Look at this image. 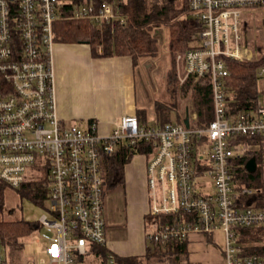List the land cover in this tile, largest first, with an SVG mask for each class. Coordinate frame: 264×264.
<instances>
[{
  "label": "built area",
  "instance_id": "2783aa9c",
  "mask_svg": "<svg viewBox=\"0 0 264 264\" xmlns=\"http://www.w3.org/2000/svg\"><path fill=\"white\" fill-rule=\"evenodd\" d=\"M189 16L202 28L196 42L177 54L180 82L192 77L211 85L213 117L193 127L142 121L123 116L107 135L65 123L57 114L51 63L54 25L81 19L101 26L117 16L111 1L0 0V180L19 187L29 168L47 169L46 212L36 220L41 261L29 264H81L97 247H106L105 193L101 158L138 141L152 144L146 157L148 213L186 211L192 220L152 225L154 241H189L192 234L222 233L223 264H264V255L241 254L238 227L264 226V209L256 203L240 206L237 197L252 190L237 188L232 161L248 150L238 135H258L264 141V98L256 109L231 114L227 110L226 58L251 61L258 48L245 35V15L264 7V0H187ZM264 79V64L257 70ZM185 116V114H184ZM183 116V118H184ZM254 144L253 147H257ZM211 187L212 192L205 190ZM47 232L41 233V229ZM0 237V264H7ZM105 264H117L106 252ZM99 256V255H98Z\"/></svg>",
  "mask_w": 264,
  "mask_h": 264
},
{
  "label": "trees",
  "instance_id": "16d2710c",
  "mask_svg": "<svg viewBox=\"0 0 264 264\" xmlns=\"http://www.w3.org/2000/svg\"><path fill=\"white\" fill-rule=\"evenodd\" d=\"M103 0H95L100 3ZM114 5L117 16L102 23L101 26L88 23L81 19H64L55 22L54 40L67 42H86L90 45L94 55H128L134 66L139 62L156 58L160 55L158 39L153 31L156 28H165L167 33L166 49L169 57V67L165 73V100H155L153 109L158 123L173 122L169 119L170 112L174 111L178 123H182L186 101H192L196 112L193 127H202L208 124L213 117L211 85L206 79L194 81L192 77L179 83L176 72L175 57L184 52L196 42L197 33L202 28L201 22L189 16L187 0H107ZM258 58L251 61H237L226 58L229 74L226 78L227 110L231 114L248 112L259 105L257 70L264 64V49L257 46ZM187 107H185L186 110ZM185 112V111H184ZM185 114V113H184ZM137 117L146 120L144 110L139 109ZM235 141L244 144L248 150L242 152L232 161L233 181L237 188H249L250 193H243L237 197L240 206L256 203L264 209V141L258 135H238ZM257 144V147H253ZM153 145L138 141L137 145L122 146L111 154H104L101 158V169L104 184V193L114 189L124 182L125 165L137 154L147 155ZM254 158L256 167L250 171L246 162ZM32 183V187H31ZM7 183L0 180V208L4 203V190ZM29 187L30 189H27ZM20 191L36 203H43L47 196V189L41 181H30L27 178L19 186ZM27 189V190H26ZM26 191V192H25ZM151 214L146 213L144 217ZM150 224L155 226L165 223L192 220L193 214L186 211L174 213H158L151 215ZM146 219V218H145ZM38 228L36 220H0V237L2 244L14 245L20 239L33 233ZM238 242L241 254H264V246L260 240L264 236V226L238 227ZM149 245L142 255L118 256L117 264H175L187 256V240H167L162 243L146 236ZM207 239L212 242L208 235ZM101 255V263L105 264V247L95 248ZM185 260V259H184ZM183 264H198L185 261Z\"/></svg>",
  "mask_w": 264,
  "mask_h": 264
},
{
  "label": "crops",
  "instance_id": "0c3cea01",
  "mask_svg": "<svg viewBox=\"0 0 264 264\" xmlns=\"http://www.w3.org/2000/svg\"><path fill=\"white\" fill-rule=\"evenodd\" d=\"M51 63L56 110L65 123L73 122L87 127L93 121L97 133L107 135L123 116H137L139 109L144 110L149 105L144 97L139 96L137 67L128 55H94L86 42L62 40L53 44ZM147 117L146 113L148 121ZM152 118L156 121L155 116ZM139 155L143 158V166H138V173L135 172V167L127 170L131 160L124 168L129 210L118 207L121 212L124 210V213L117 218L108 207L107 198L105 199V248L118 256L142 255L146 250L144 214L148 212L150 205L146 174L147 155L137 154ZM120 223L126 225L124 229L128 230L125 235L129 239L123 240L126 241L124 243L128 242L127 244L120 243V239L111 238L112 230L115 231V227ZM217 233L222 241V233ZM201 241L210 244L201 234H192L186 245L187 251L193 252L196 244ZM260 243L264 246V238ZM87 256H95L102 264V257L96 250ZM86 257L82 259L81 264L85 262ZM219 259L222 260L221 251Z\"/></svg>",
  "mask_w": 264,
  "mask_h": 264
},
{
  "label": "rangeland",
  "instance_id": "374dc122",
  "mask_svg": "<svg viewBox=\"0 0 264 264\" xmlns=\"http://www.w3.org/2000/svg\"><path fill=\"white\" fill-rule=\"evenodd\" d=\"M245 23L246 26L244 28L245 35L251 46H262L264 49V7L257 8L254 10H250L245 15ZM154 35L158 39V44L160 48V55L156 58H148L138 63L137 67V81L139 87V96H142L149 102L148 106H146L145 114L147 113L148 122L151 123L154 119L155 112L153 109V104L155 100H165L164 98V87H165V76L167 69L169 67V57L166 49L167 42V33L165 28H156L153 31ZM175 65L176 72H181V64L177 60V55L175 57ZM179 76V75H178ZM179 79V77H178ZM179 83L180 79H179ZM258 84V93L259 99L262 100L264 98V79L260 78L257 82ZM185 107H188L189 111H195L193 108L192 101H186ZM184 107V111H185ZM183 111V115L184 112ZM149 112V114H148ZM169 119L172 121H176L174 111L170 112ZM264 164V159H263ZM143 166V158L142 156L135 155L132 157L129 162V166H127V170L130 167H135V172L138 173L139 167ZM264 169V168H263ZM26 178L30 181H41L42 185L47 188V169L42 167L38 169L36 166H31L28 170ZM32 187V183H31ZM27 189H30L27 187ZM26 189V190H27ZM206 192H211V187H208ZM26 192V191H25ZM4 203L0 208V220H14V219H24V220H37L40 215L46 212L45 204L46 201L39 204L35 201H32L28 196L24 195L19 187H11L6 186L4 190ZM107 193V194H106ZM105 199L107 198L108 207H110L111 211L114 212L117 218L123 216L124 210L121 212L120 208H124L129 210V196L127 184L123 182L119 186L114 189L107 190ZM116 207V208H114ZM122 208V209H123ZM148 213V212H147ZM152 215V214H151ZM144 217V229L145 233L152 230V226L150 224V220L152 216ZM146 218V219H145ZM108 222V221H107ZM126 225L118 224L115 227V231L112 230L113 239L121 240L120 243L126 242L129 237L125 235L127 229H124ZM112 229V227L110 228ZM41 233L47 232L46 229H41ZM32 234V233H31ZM31 234L20 239V243L14 245H2V252L7 261V264H28V260L41 261L43 258L42 253L40 251V244L36 240V236H32ZM205 239L208 237L205 234H201ZM146 237V236H145ZM264 236H262V239ZM126 240V241H123ZM208 240V239H207ZM212 242L208 240L210 244L205 243L204 241L196 244L195 250L193 252L187 251V256H182V259L176 262L175 264H183L185 261H190L198 264H223L219 259V252L221 250V237L216 232L212 236ZM145 246L149 245L148 239L145 240ZM203 243L205 245H200ZM146 251V250H145ZM85 262L83 264H100V260L95 256H87L85 258ZM185 259V260H184Z\"/></svg>",
  "mask_w": 264,
  "mask_h": 264
},
{
  "label": "water",
  "instance_id": "95a60500",
  "mask_svg": "<svg viewBox=\"0 0 264 264\" xmlns=\"http://www.w3.org/2000/svg\"><path fill=\"white\" fill-rule=\"evenodd\" d=\"M182 122L185 126H188L189 125V119H188V112L186 111L185 113V116L184 118L182 119ZM246 168H248V170L252 171L255 169L256 167V162H255V159L254 158H251L249 159L247 162H246Z\"/></svg>",
  "mask_w": 264,
  "mask_h": 264
}]
</instances>
